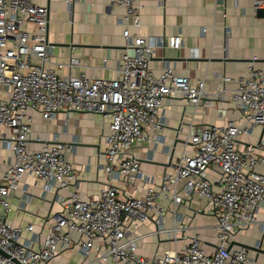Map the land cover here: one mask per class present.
I'll list each match as a JSON object with an SVG mask.
<instances>
[{
  "label": "built area",
  "instance_id": "1",
  "mask_svg": "<svg viewBox=\"0 0 264 264\" xmlns=\"http://www.w3.org/2000/svg\"><path fill=\"white\" fill-rule=\"evenodd\" d=\"M138 1L112 0L125 8L124 52L115 79H91L55 71L58 65L52 62L46 40V8L30 0H0V145L10 154L0 183V264H48L71 249L79 256L78 264H251L247 250L233 243L252 230L264 205V133L243 149L238 141L252 127L264 126V73L250 68L229 95L245 124L190 127L172 172L164 173L155 189L134 149L163 142L166 101L179 97L197 108L226 92L207 93L204 79L193 83L176 74L171 63L159 74L152 71L155 51L166 45L179 50L182 39L131 34L130 28L140 26ZM60 111L108 118L101 167L107 186L92 200L76 192L60 196L61 211L48 218L44 231H34L32 224L13 227L5 220L11 210L9 196L27 191L26 177L42 181L44 193L66 190L76 182V170L65 159L68 150L58 138L30 147L35 115L51 121ZM135 180L142 184L138 197L122 196L111 184L130 185ZM185 198L204 200L214 217L212 252L204 250L198 234L186 237L190 223H184L182 208H190L191 202ZM147 224L153 231L140 234ZM150 236L157 238V245L173 243V249L155 252L151 259L139 257L138 242ZM183 239L187 242L179 248L177 242Z\"/></svg>",
  "mask_w": 264,
  "mask_h": 264
},
{
  "label": "crops",
  "instance_id": "2",
  "mask_svg": "<svg viewBox=\"0 0 264 264\" xmlns=\"http://www.w3.org/2000/svg\"><path fill=\"white\" fill-rule=\"evenodd\" d=\"M30 1L46 8V40L52 62L58 65L54 69L59 75L83 74L91 79L117 77L119 58L124 52L123 6L113 4L112 0ZM257 2L259 0H139L136 3L140 26L130 28L131 34L164 41L175 36L182 39L179 50L166 45L155 51L150 61L155 74H159L166 63H171L176 74L188 77L193 83L204 79L207 93L221 89L226 92L221 98L202 101L197 108L179 97L166 101L163 142L138 145L134 149L141 171L152 177L155 189L161 176L172 172L176 152L182 149L190 127L224 126L228 122L237 126L245 124L241 114L230 105L229 95L238 79L247 76L250 68L264 73V18L256 16L254 8ZM257 7L263 9L264 4ZM223 78L227 80L223 81ZM31 128L30 147L37 149L39 142H52L53 138H58V142L68 150L65 159L73 164L77 176L76 182L66 190L49 193L43 192L42 181L26 177L23 184L27 191L10 194L11 210L5 218L6 222L13 227L32 224L34 231L39 232L44 231L48 218L61 211L60 196L68 197L76 192L83 200H92L107 186L101 167L105 148L103 136L109 129L107 117L67 111L56 113L51 121L35 115ZM263 133L264 126L252 127L248 135L240 137L238 147L243 149L246 145H254ZM9 156L0 145V183ZM257 170L262 171V167ZM111 184L117 186L124 196L138 197L142 193V184L137 180L130 185L122 182ZM185 200L191 202L190 208H182L184 223H190L186 237L198 234L204 250L212 252L216 242L212 230L214 217L205 207L204 200ZM203 218L214 222L203 226ZM166 226H171L169 220ZM150 231H153V225L147 224L141 227L139 233ZM71 238L77 240L76 235ZM186 242L185 239L180 240L178 247H183ZM236 243L250 247L247 254L251 264H264V205L258 210L252 230L239 236ZM171 245L173 243L169 242L157 245L155 236L146 237L138 242L137 255L151 259L155 252L173 249ZM78 262L76 250L71 249L48 264Z\"/></svg>",
  "mask_w": 264,
  "mask_h": 264
},
{
  "label": "water",
  "instance_id": "3",
  "mask_svg": "<svg viewBox=\"0 0 264 264\" xmlns=\"http://www.w3.org/2000/svg\"><path fill=\"white\" fill-rule=\"evenodd\" d=\"M262 1H263V4H264V0H262ZM256 16L257 17H260V18H264V8L263 9L257 8L256 9ZM233 244H236V245H238L240 247H243L246 250H249L250 249V247H248L247 245H244L242 243H233ZM229 249H230V247H229Z\"/></svg>",
  "mask_w": 264,
  "mask_h": 264
},
{
  "label": "rangeland",
  "instance_id": "4",
  "mask_svg": "<svg viewBox=\"0 0 264 264\" xmlns=\"http://www.w3.org/2000/svg\"><path fill=\"white\" fill-rule=\"evenodd\" d=\"M214 221L210 220L209 218H203L202 225L203 226H209ZM161 240H164V236L161 237ZM170 248H173V245L170 246ZM168 249V248H167Z\"/></svg>",
  "mask_w": 264,
  "mask_h": 264
}]
</instances>
